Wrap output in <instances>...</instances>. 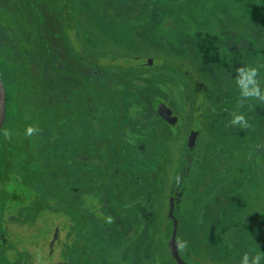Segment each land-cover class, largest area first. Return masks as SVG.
Returning a JSON list of instances; mask_svg holds the SVG:
<instances>
[{
	"label": "trees",
	"instance_id": "trees-1",
	"mask_svg": "<svg viewBox=\"0 0 264 264\" xmlns=\"http://www.w3.org/2000/svg\"><path fill=\"white\" fill-rule=\"evenodd\" d=\"M79 1L0 0L7 113L0 136V264H176L171 238L155 232L157 227L164 233L165 222L150 213L148 200L129 203L127 182L145 156L169 155L162 141H171L170 134L162 136L164 127L149 108L158 93L152 86L163 79L175 83L187 115L188 99L202 87L179 63L121 53L115 46H130V40L118 27L131 20L159 24L153 3L171 2L157 34L165 35L167 23L180 19L186 27L197 25L199 35L191 36L190 29L180 34L208 48L228 40L223 33L213 38L222 28L220 14L208 13L209 0H86L94 3V18ZM210 1L220 9L227 3ZM260 2L250 0L245 17L261 18L254 16ZM206 18L211 29L201 31ZM211 63L230 68L218 56ZM29 126L38 127V134L27 136ZM262 192L253 190L256 197ZM241 216L246 218L242 213L238 222ZM42 228L48 238L40 237Z\"/></svg>",
	"mask_w": 264,
	"mask_h": 264
},
{
	"label": "rangeland",
	"instance_id": "rangeland-1",
	"mask_svg": "<svg viewBox=\"0 0 264 264\" xmlns=\"http://www.w3.org/2000/svg\"><path fill=\"white\" fill-rule=\"evenodd\" d=\"M249 1L226 0L227 3L222 1V9H220L214 8L213 3H210L211 1L209 0L205 7L208 9V13L218 12L220 14L219 19L223 28L220 27V24H216L217 28L220 27L221 29H218V33L216 32L213 38H218L223 33L222 36L220 35L221 39L228 40L224 43H217V46L210 43L208 48L202 41L180 34L182 29H190L191 36L199 35L197 33V25L195 27H186L179 21L180 19H174L167 23L166 29L168 31L165 35L160 37L157 34L161 25L159 21L164 19L165 16L162 10L173 8L171 2L158 3V1L153 3L152 9L156 8V13L155 15L154 13L152 14V18L159 17L158 21L155 20L159 24L139 26L135 25V22L131 20L126 25H119L118 27L120 34L130 40V46H126V44L115 46L121 53L137 60L149 57L151 61L159 60L179 63L200 81L202 87L201 94L198 93L196 95L194 93L196 98L188 99V103L194 106L191 107L190 105L188 108L190 117L186 113H181L183 124L177 131V140L174 138L175 140L170 141L164 138V141H162L161 139L164 142L163 146L169 150V155L165 156L162 152L161 155L158 154L157 156H145L141 160L142 164L138 163L140 169L136 170V177L129 178L127 182L129 183L127 184L129 188V192H127L129 203L134 200H148L150 213L154 218H160L165 222L164 233H161L159 228L155 227L156 235L162 239L169 238L168 242L172 238L177 246V252L185 264H241L244 254L255 255L264 252V176H261V173L253 176L257 172L254 169L246 168L242 161L244 153H239L241 154L239 155L238 151L236 152L233 147V142L228 141L225 136H223L225 138L221 137L219 139L218 148L221 152L219 154L213 141L214 128H210L208 122L206 127L203 122L204 119L200 120L203 117V113H199L203 111V106L206 103L205 98L210 100L216 92L218 93L217 89L223 90L225 86L229 87V90L223 92V97L226 96L227 98H225L230 100H234L238 96L240 98L239 90L235 85L237 69L245 67L246 63L251 65L252 56L249 55V52H254L255 49L259 52L260 46L264 42V0H261L262 11L259 6V16L260 12H262L263 20V23L261 20L260 25L263 28H259L258 32H255L253 28H244V25L235 28L224 10L231 13L229 16L234 14L237 15V19L242 20L248 14L247 10H250L247 7ZM253 1L257 2L259 0ZM79 2L82 7L89 9L90 14L96 18L94 3L86 0H80ZM178 4L183 5L181 1ZM130 12L133 14V11ZM158 12L161 14L158 15ZM173 13L170 12V17L174 15ZM181 18H185V16H181ZM196 22L195 20V24ZM211 23L212 20L206 18L203 23L199 24L202 27L204 24L207 26L203 27L204 29L201 31L210 30ZM249 33L255 35L256 44L249 42ZM235 34H238L239 39L232 38L230 41L229 37L231 35L236 36ZM209 37L206 36V44H208ZM131 39H134V42ZM212 56H218L223 61H226L227 64L228 62L230 63L229 67L233 72L232 78H229L228 70L223 66L217 67L211 63ZM243 62L245 66H243ZM262 62L264 64V60ZM224 76L227 80L224 79ZM163 80L167 83V80ZM212 80H218L215 86ZM165 82H159V84L166 85ZM169 86L173 90H178L175 83H169ZM190 96L194 97L192 93H190ZM180 100L183 101L179 98V102ZM218 120L223 121V116H219ZM216 125L215 132L219 134L220 129ZM188 129H192V132H189ZM193 131L196 132L194 141L191 140ZM166 136L169 138L168 135ZM248 138L252 142V138ZM161 141L160 143H162ZM157 142L159 143V139L154 141L155 144ZM162 147L159 144L157 149ZM221 148L225 149V154L222 153ZM231 158L236 159L235 167L241 166L243 168L245 166L246 172L251 176L248 177L257 178L254 182L251 180L250 186L234 194L231 192L237 188L238 184L224 186L231 179V174L228 171L225 175H219L215 180V184L210 187V173L208 170H204L208 165L211 167L219 160L221 161L220 163L225 162L222 164L228 166L227 160ZM204 159L208 160L203 162ZM211 161L213 162L212 164H210ZM249 162L251 166H253L254 162L257 163L254 159H250ZM262 189L263 192L256 197L253 190L261 192ZM119 194L120 191L117 196ZM168 194L170 197H167ZM166 199H169V206L165 205ZM130 209L133 210L134 208ZM242 213H245L246 218L244 219L241 216L238 222V215ZM242 223L250 227L245 225L246 227L244 228ZM167 232L169 233L166 237ZM223 232H226V237L222 236ZM39 235L40 237L48 238V228H42ZM221 236L226 241L221 240ZM16 239H18V235H16ZM170 253H172L171 249ZM10 258L14 259L15 257L10 254ZM172 258L176 260L173 254Z\"/></svg>",
	"mask_w": 264,
	"mask_h": 264
},
{
	"label": "crops",
	"instance_id": "crops-1",
	"mask_svg": "<svg viewBox=\"0 0 264 264\" xmlns=\"http://www.w3.org/2000/svg\"><path fill=\"white\" fill-rule=\"evenodd\" d=\"M259 6L262 11V3L260 2V5L254 6V10L256 11L254 13V16L256 18L257 15H259ZM250 10L248 9L247 12ZM259 19L243 17L242 20L236 19L231 20L232 25L235 28H239L240 26H243L244 28H253L255 32L259 31V28H263L262 25H260L262 20V12H260ZM263 23V20H262ZM237 33V32H236ZM236 36H232L233 39H239L238 34H235ZM241 35V34H240ZM250 38H248L249 42H254L256 44L255 35L250 34ZM264 42L262 46H260V51L258 52L256 49L254 52L250 51L249 55L252 56L251 65L253 66H259L260 67V73H259V79L261 80L262 87H264ZM243 66H245V63L243 62ZM247 66V63H246ZM228 76L229 78H232V69H228ZM231 72V73H229ZM215 74V72H214ZM215 78V77H214ZM224 79L226 77L224 76ZM227 80V79H226ZM214 81V80H212ZM218 80H215L213 82L214 86ZM235 88V87H234ZM229 90V87H224L223 90L217 89L218 93L216 92L215 95L209 100L208 98H205V110H203V117L202 119L204 122V125H207V122L210 124V128H214V146L217 148L218 153L221 154L218 148V143L220 144V138L227 137L228 141L233 142V147L235 151H238L239 153H244L242 156V161L245 164L246 168L254 169L257 173L253 176H257L258 174L261 176H264V101H258V100H248L243 103L240 102V98H235L234 100L226 99V96H222L223 92ZM221 91V93H219ZM222 96V97H221ZM226 97V98H225ZM228 102V103H225ZM207 108V109H206ZM234 111H239L243 115H245L246 119L248 120V127L241 128L239 126L233 127L230 124L232 113ZM219 116H223V121L218 120ZM201 119V120H202ZM221 123V124H218ZM218 124V125H216ZM215 125L220 129L219 134L215 132ZM209 126V125H208ZM207 127V126H206ZM225 136V137H223ZM252 138V142H250L249 138ZM222 153H224L223 148H221ZM225 154V153H224ZM241 155V154H239ZM226 158V157H225ZM247 159V160H243ZM254 159L257 161L253 163V166L250 165L249 160ZM208 159H204L203 162L207 161ZM224 161V160H223ZM219 160L215 163L213 166H209L205 168L204 170L209 171V177H211L210 187H212L215 184L216 178L219 177V175H225L228 171L231 174V179L228 180L224 186L229 184H238L237 188L233 190L231 193H239V191L245 189L247 186H250L249 183L251 180L254 182L257 178H250V174L246 172L245 166L243 168L241 166L236 165V159L231 158L230 160H227V165H223L222 162ZM213 162L211 161L210 164ZM213 167V168H212ZM212 168V169H211ZM247 169V170H249ZM211 170V171H210ZM253 170V171H254ZM252 175V174H251ZM250 176V177H248ZM247 179V182H246ZM235 186V185H232ZM224 188V187H223ZM222 188V189H223ZM197 263H199L197 261Z\"/></svg>",
	"mask_w": 264,
	"mask_h": 264
},
{
	"label": "clouds",
	"instance_id": "clouds-1",
	"mask_svg": "<svg viewBox=\"0 0 264 264\" xmlns=\"http://www.w3.org/2000/svg\"><path fill=\"white\" fill-rule=\"evenodd\" d=\"M259 73V66L247 65L237 69L235 85L239 90L241 103L248 100L264 101V87H262L261 80L258 78ZM230 124L233 127L239 126L241 128L249 126L245 115L239 111L232 113ZM38 132V127L29 126L26 128L25 134L27 136H33L38 134ZM241 264H264V252L255 255L244 254L241 259Z\"/></svg>",
	"mask_w": 264,
	"mask_h": 264
},
{
	"label": "flooded vegetation",
	"instance_id": "flooded-vegetation-1",
	"mask_svg": "<svg viewBox=\"0 0 264 264\" xmlns=\"http://www.w3.org/2000/svg\"><path fill=\"white\" fill-rule=\"evenodd\" d=\"M152 88H154L158 93H156V94L154 93L153 98L152 97L150 98L149 108H150L151 112L160 120L161 126L164 127V129L162 131V134H163L162 136L168 135V132H169L171 140H175L177 131H179L181 125L183 124V122H182L183 119L181 116V110H182L181 103L182 102H181V100L179 102V98L181 99V91H179V89L177 91H176V89L173 90V88L170 87L168 84H166V85H154V86H152ZM146 89L149 90L148 88H146ZM178 96H179V98H178ZM163 107L170 109L173 112L171 116L178 118V122L175 125L172 126V125L168 124L162 118V116L158 113V111L159 112L162 111ZM165 112H167V111L165 110ZM198 112H199V110H198ZM199 113L201 114V113H203V111H201ZM188 116L190 117V112H189ZM201 119H202V117H201ZM190 131L192 132V129H190L189 132ZM197 141H198V138H197ZM168 247H169V243H168ZM169 250H170V248H169ZM171 255H172V253H171ZM176 264H177V262H176Z\"/></svg>",
	"mask_w": 264,
	"mask_h": 264
},
{
	"label": "water",
	"instance_id": "water-1",
	"mask_svg": "<svg viewBox=\"0 0 264 264\" xmlns=\"http://www.w3.org/2000/svg\"><path fill=\"white\" fill-rule=\"evenodd\" d=\"M165 110L167 112H165ZM158 113L162 116V118L170 125H175L178 122V118L177 117H173L172 115V111L166 107H163L162 111H158ZM6 117H7V113H6V89L3 83V80L0 76V136L2 134L3 131V127L6 121ZM192 138L191 140L194 141L195 136H196V132L193 131L192 133ZM171 251L172 254L175 257V261L177 262V264H185L182 259L180 258L178 252H177V246L174 243V241L171 238Z\"/></svg>",
	"mask_w": 264,
	"mask_h": 264
}]
</instances>
